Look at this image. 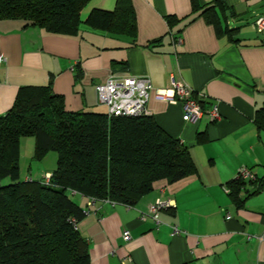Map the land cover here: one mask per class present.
<instances>
[{
  "label": "crops",
  "instance_id": "obj_1",
  "mask_svg": "<svg viewBox=\"0 0 264 264\" xmlns=\"http://www.w3.org/2000/svg\"><path fill=\"white\" fill-rule=\"evenodd\" d=\"M224 1L235 14L228 26L238 30V43L219 38L203 19L170 29L168 17H188L192 0H132L136 38L85 24L91 12L114 11L119 0H92L75 36L52 34L23 20H0V116L12 108L20 88L50 83L67 111L105 114L97 86L110 76L148 77L154 88L150 116L189 147L197 166L194 176L157 183L133 207L76 195L74 200L89 210L78 229L90 245V264H264V131L254 122L264 105V32L255 28L264 17V0ZM173 78L195 91L204 109L199 120L185 122L181 103L156 98L155 91L170 89ZM215 104L221 120L213 122L208 111ZM29 142L27 149L33 150L35 141L32 148ZM50 167L23 181L42 179L56 169ZM243 167L256 173L258 183L245 186L240 206L226 188ZM7 181L0 179V187ZM158 199L173 203L160 212L159 224L142 218Z\"/></svg>",
  "mask_w": 264,
  "mask_h": 264
},
{
  "label": "trees",
  "instance_id": "obj_2",
  "mask_svg": "<svg viewBox=\"0 0 264 264\" xmlns=\"http://www.w3.org/2000/svg\"><path fill=\"white\" fill-rule=\"evenodd\" d=\"M92 0H0V20H23L52 34L75 36L82 13ZM235 14L224 0L202 5L192 0L183 19L168 17L170 29L198 19L219 38L238 43L228 21ZM85 24L93 30L137 36L132 0H119L114 11L94 10ZM264 131V105L255 115ZM35 141L34 160L58 155L49 183L21 180V141ZM198 173L189 147L166 133L151 116L111 117L107 113L70 112L52 84L18 91L12 108L0 116V264H90V245L78 226L86 211L73 196L94 202L136 206L157 183L170 184ZM256 181L228 184L233 200ZM257 188L253 193H258ZM77 225V227H76Z\"/></svg>",
  "mask_w": 264,
  "mask_h": 264
},
{
  "label": "built area",
  "instance_id": "obj_3",
  "mask_svg": "<svg viewBox=\"0 0 264 264\" xmlns=\"http://www.w3.org/2000/svg\"><path fill=\"white\" fill-rule=\"evenodd\" d=\"M255 28L259 33L264 32L263 16L257 19ZM96 90L99 102L106 105L107 114L111 117L150 116L148 103L154 88L148 77L110 76L104 84L97 86ZM194 94L195 91L192 88L175 78L172 80L170 89L155 91V96L158 100L166 101L170 104L181 103L184 110L183 119L188 123L199 120L204 114L203 106ZM208 114L213 122L221 120L219 104L213 105ZM50 177L51 174L46 175V183H49ZM236 179L256 181L258 178L253 170L243 167L239 170ZM226 191L229 192L227 188ZM172 205V201L158 199L149 206L148 213L143 214L142 218H152L159 224L160 212L172 207ZM88 213L86 211V215ZM174 233H180L177 227H174ZM124 238L126 241L131 240L129 231L124 232Z\"/></svg>",
  "mask_w": 264,
  "mask_h": 264
},
{
  "label": "rangeland",
  "instance_id": "obj_4",
  "mask_svg": "<svg viewBox=\"0 0 264 264\" xmlns=\"http://www.w3.org/2000/svg\"><path fill=\"white\" fill-rule=\"evenodd\" d=\"M29 141H31V148H32V142L34 141L33 138L29 137V138L22 139V153H21V161H20L21 180H24L27 174H29L30 176H33L34 178H38L37 174H41V172L44 173L45 172L44 168H48V167L51 168L50 166H52V169H54L57 167L58 155L54 152L50 154L51 156H49L48 158H45L46 162H44L45 159L43 161L32 160V157L34 156L35 147L33 148V150L32 149L28 150L27 145ZM52 155H56L53 163L51 160H49L50 157H52ZM31 160L33 162H31ZM30 169H32V171H30ZM8 184L10 183L8 182Z\"/></svg>",
  "mask_w": 264,
  "mask_h": 264
}]
</instances>
